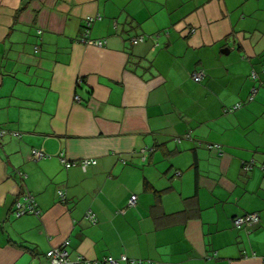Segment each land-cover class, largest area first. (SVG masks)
Segmentation results:
<instances>
[{
	"label": "crops",
	"instance_id": "obj_1",
	"mask_svg": "<svg viewBox=\"0 0 264 264\" xmlns=\"http://www.w3.org/2000/svg\"><path fill=\"white\" fill-rule=\"evenodd\" d=\"M0 127V264H264V0H0Z\"/></svg>",
	"mask_w": 264,
	"mask_h": 264
},
{
	"label": "built area",
	"instance_id": "obj_2",
	"mask_svg": "<svg viewBox=\"0 0 264 264\" xmlns=\"http://www.w3.org/2000/svg\"><path fill=\"white\" fill-rule=\"evenodd\" d=\"M98 18H100V15L85 16V18L83 19V22H82L80 35L78 37V40L80 42L86 43V44H93L96 46H101L104 44L105 40L100 39V38H92L90 36V26H91L92 22ZM37 32H41V28H37ZM146 37H148V36H146L145 34H136V35H133L130 37V41L133 44H136L140 41L145 40ZM151 38L154 39V37H151ZM39 47H40L39 44L34 45L35 50H38ZM203 76H204V72L201 69L195 70L191 74V77L194 81H200ZM251 76L256 77V72L252 71ZM78 80H80V79L78 78ZM255 90H256V88L253 87L251 90V93L248 96L249 99H251L253 97ZM74 99L80 101V97L77 94L74 95ZM240 106H241V102H237L233 106L225 108V110L231 111V110H234ZM7 131H8L7 129L0 127V136L3 135L4 133H6ZM10 133L17 135V136H20V133L18 131L10 132ZM183 137L189 138L190 134L187 132L183 135ZM176 139L180 140V137H177ZM207 146L210 149H213L217 152H221V147L218 144H209L208 143ZM30 153H31V157L35 158V159L43 158V157L46 158V157L51 156L49 153L45 152V150L42 148H31ZM57 157L62 162V164L66 167H69V166L75 165V164H79L82 168H86L88 165L96 163V159L93 157H83V158H80L78 160H68L66 158V156L64 155L63 151L58 152ZM251 166H252V162L245 163L244 169H249ZM19 173L21 175H25L21 171ZM57 194L61 200H64V192L62 189H58ZM136 201H137V194L131 193L130 196L128 197L126 206H134L136 204ZM120 211H123V209H120ZM26 212H32V213H38L39 212V208L37 206V202L35 200V197L29 191L24 192L21 197H18L15 200L14 210H13L12 214L15 216H18V215H21V214L26 213ZM85 217L88 218L91 222L96 221L95 214L93 212H91L90 210H87L85 212ZM258 219H259V215L257 212H249V213H245L243 215L234 216L233 217V225L236 227H242V226L251 224L253 222H256V221H258ZM68 243H69V240L66 238V239L62 240V242L59 245L53 246L46 251V256L48 258L49 264H77V262H83V263L87 262L86 260H84L82 258H79L78 260L77 259L76 260L70 259L68 257V249H67ZM120 261H128V262L134 263V264H145L142 260L130 259L125 254H122L120 256V258H113L112 256H105L103 259L93 260L92 263H94V264H104V263L119 264ZM148 264H151V262H148Z\"/></svg>",
	"mask_w": 264,
	"mask_h": 264
},
{
	"label": "trees",
	"instance_id": "obj_3",
	"mask_svg": "<svg viewBox=\"0 0 264 264\" xmlns=\"http://www.w3.org/2000/svg\"><path fill=\"white\" fill-rule=\"evenodd\" d=\"M221 152H222V148H221ZM221 152H218V153H221Z\"/></svg>",
	"mask_w": 264,
	"mask_h": 264
}]
</instances>
